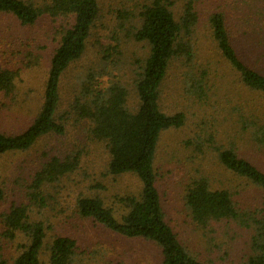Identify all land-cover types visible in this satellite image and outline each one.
Here are the masks:
<instances>
[{"label": "rangeland", "instance_id": "1", "mask_svg": "<svg viewBox=\"0 0 264 264\" xmlns=\"http://www.w3.org/2000/svg\"><path fill=\"white\" fill-rule=\"evenodd\" d=\"M26 1L44 6L51 0ZM124 2L99 0L100 15L86 52L62 76L57 115L63 118L65 133L44 136L31 149L0 159V187L4 190L0 200V264H14L21 252L19 244L28 240L23 234L15 239L6 235L5 216L12 206L21 204L27 205L32 221L43 222L48 245L57 236L76 241L71 264H161V250L153 242L123 237L77 210L79 197L98 196L120 216L125 211L121 199L137 195L141 188L133 174L114 176L108 172L106 144L92 137L89 121L69 113L89 70L105 74L106 81L120 80L129 91V107L136 110L139 105L133 82L149 54V45L136 42L126 29L118 28L117 12L125 7ZM197 4L201 20L193 35L195 63L208 69L209 87L201 100L194 96L182 82L176 64L162 84L161 109L169 115L182 112L185 121L160 135L154 161L157 187L167 221L193 255L211 264H242L250 254L249 233L226 222H216L206 230L198 228L185 196L193 180L206 177L212 188L229 190L240 210L264 215V192L225 169L217 155L218 148L233 147L264 171V143L252 138L244 130L243 120H238L239 107L243 113L256 116L249 120L264 122V94L240 83L212 39L208 17L221 5L238 35V3L198 0ZM72 21V17L43 15L35 23L24 25L15 15L0 13V70L16 72L13 90L0 93V131L18 134L32 122L43 103L51 59L62 30ZM117 43L120 54L106 55V48ZM256 65L264 73V61ZM73 155L79 156L77 169L44 186V201L34 200L30 184L41 164L53 156L63 159ZM48 253L42 255V264H48Z\"/></svg>", "mask_w": 264, "mask_h": 264}, {"label": "trees", "instance_id": "2", "mask_svg": "<svg viewBox=\"0 0 264 264\" xmlns=\"http://www.w3.org/2000/svg\"><path fill=\"white\" fill-rule=\"evenodd\" d=\"M197 2L125 0V7L117 12L118 28L126 29L136 42L149 45V54L133 82L138 107L136 110L129 107V91L120 80L106 81L103 80L105 74L89 70L69 112L79 120L89 121L92 137L106 144L111 175L133 174L141 182L137 195L121 199L125 211L120 216L98 196L79 197V214L102 223L123 237L153 242L161 250V264H211L193 255L167 221L154 165L161 133L179 128L185 121L182 112L169 115L163 112L159 103L160 89L171 67L177 65L182 82L194 96L201 100L207 95L208 69L202 63H195L193 35L201 20ZM231 2L238 3V35L231 25L233 22L228 19L225 6L221 5L208 17L212 39L222 58L238 74L240 83L250 91L264 94V73L255 68L264 61V0ZM1 12L15 15L24 25L35 23L43 15L72 17L73 21L62 30L51 59L43 103L32 122L18 134L0 131V159L31 149L44 136L65 133L63 118L57 115L61 79L86 52L88 39L99 19L100 3L99 0H51L44 6H37L26 0H0ZM112 38L119 41L117 37ZM106 53L110 57L120 54L119 44L108 46ZM15 76L16 72L12 70H0V93L13 90ZM246 114L238 107V120H243L244 130L264 143V122L249 120L256 116ZM217 155L225 169L264 192V171L254 163L241 157L233 147H220ZM78 164V155L49 158L35 172L30 195L36 201H44V186L74 172ZM3 197L4 190L0 187V200ZM185 204L200 229L206 230L216 222H226L228 225L235 223L238 229L247 231L250 254L242 264H264V215L240 210L229 190L212 188L206 177L189 184ZM5 227L10 239H15L18 234L28 238L27 242L19 244L21 252L14 264H42V255L46 251H49L48 264H71L76 241L57 236L48 245L43 222L31 220L27 205L12 206L5 216Z\"/></svg>", "mask_w": 264, "mask_h": 264}]
</instances>
